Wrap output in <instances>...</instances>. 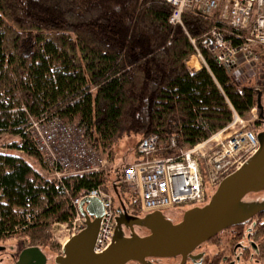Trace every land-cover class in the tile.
Instances as JSON below:
<instances>
[{"label": "trees", "instance_id": "16d2710c", "mask_svg": "<svg viewBox=\"0 0 264 264\" xmlns=\"http://www.w3.org/2000/svg\"><path fill=\"white\" fill-rule=\"evenodd\" d=\"M172 11L164 0H0V240L51 245L53 224L76 216L75 199L111 190V170L45 177L27 157L46 170L32 118L83 125L113 163L125 136L157 134L165 154L172 138L191 148L234 111L247 119L257 108L256 84L236 80L201 44L214 20L186 12L183 27L170 23ZM189 35L208 68L188 66Z\"/></svg>", "mask_w": 264, "mask_h": 264}, {"label": "built area", "instance_id": "2783aa9c", "mask_svg": "<svg viewBox=\"0 0 264 264\" xmlns=\"http://www.w3.org/2000/svg\"><path fill=\"white\" fill-rule=\"evenodd\" d=\"M164 1L173 8L170 23L174 25L184 27L186 12L214 20V26L204 35L201 44L236 80L255 83L257 90L264 89V0ZM227 28L233 30L236 41L227 38ZM189 38L195 56L208 68L198 41L190 35ZM251 114L255 122L259 118L257 108ZM246 122L234 111L232 123L209 139L191 148L178 149L177 140L172 138L165 154L158 153L157 134L143 137L133 149L136 157L119 171L118 182L129 187L126 196L138 204L144 215L203 206L211 198L207 190H216L226 176L258 150L259 130L245 129ZM239 125L241 127L236 129ZM28 129L46 161L51 179L61 182L70 175L107 171L109 160L98 150L94 138L83 125L64 122L51 115L32 118ZM112 187L110 191L94 188L73 201L77 210L74 219L69 223H54L53 226H58L57 234L56 227L51 229L61 245L85 227L86 219L80 212V205L84 198L91 197L104 204L94 251H105L116 228L117 197Z\"/></svg>", "mask_w": 264, "mask_h": 264}, {"label": "water", "instance_id": "95a60500", "mask_svg": "<svg viewBox=\"0 0 264 264\" xmlns=\"http://www.w3.org/2000/svg\"><path fill=\"white\" fill-rule=\"evenodd\" d=\"M257 112L264 126L263 93L258 91ZM258 150L233 173L226 176L211 195L209 202L186 210L179 222H173L162 211L144 217L128 213L118 186L120 172L113 181V190L120 202L116 228L111 244L102 253H94L98 231L104 215V204L86 197L80 205L85 227L63 245L60 264H126L130 260L144 262L148 257L186 255L221 231L248 222L264 212V199L248 200L249 194L264 191V130L257 134ZM135 226L145 227L149 234L141 236ZM130 234H126V230ZM32 252L45 256L39 246L26 248L23 256Z\"/></svg>", "mask_w": 264, "mask_h": 264}, {"label": "flooded vegetation", "instance_id": "af4514ba", "mask_svg": "<svg viewBox=\"0 0 264 264\" xmlns=\"http://www.w3.org/2000/svg\"><path fill=\"white\" fill-rule=\"evenodd\" d=\"M122 188L123 185L119 191L128 213L137 217H144L145 215L138 209V204L126 196L127 191L122 193ZM262 199L264 198H249L248 200ZM118 201L116 200V212L120 206ZM184 212V209H177L165 214L167 218L176 223L182 220ZM262 225H264V212L259 213L244 224L221 231L188 253L186 257L183 255L148 257L144 262L130 260L126 264H264V235L260 234L259 231ZM135 232L141 236L149 234L147 228L139 226H135ZM126 234H130L128 229ZM52 239L53 244L39 246L45 256L32 252L24 255L22 259H20L21 254L26 248L37 245L24 244L23 242L14 245L0 244V264H60L58 259L64 256L63 245L60 242L57 243L54 236ZM94 253L97 252L94 251Z\"/></svg>", "mask_w": 264, "mask_h": 264}, {"label": "rangeland", "instance_id": "374dc122", "mask_svg": "<svg viewBox=\"0 0 264 264\" xmlns=\"http://www.w3.org/2000/svg\"><path fill=\"white\" fill-rule=\"evenodd\" d=\"M204 55V54H203ZM194 56V57H193ZM192 57H193V59H196V61H197V63L199 64V62L201 63V61H200V59L199 58H197L196 56H195V53H194V55H192ZM205 57V56H204ZM188 64V66L191 68V69H193V70H195L197 67H199L200 66V64H199V66H197V65H193V64H191L190 63V61L187 63ZM202 64V63H201ZM201 67H204L203 66V64H202V66ZM246 80H248V78H246ZM263 96H264V94H263ZM263 103H264V97H263ZM245 119V118H244ZM252 119H253V117H252V114H250L249 115V117L247 118V119H245L247 122H246V124H244L245 125V129H250V130H259V132L260 131H262V130H264V126H263V124L261 123V125H258V123H257V121L258 120H260L259 118L255 121V122H253L252 121ZM241 126L239 125L238 127L236 126V129H238V128H240ZM140 138L141 137H135V136H125L124 138H122L119 142H118V144L116 145V148H115V151H116V158H115V160H113L114 162L113 163H110L109 162V167H108V169H107V171L108 170H111V172H112V177H111V183H110V187H112V184H113V181L114 180H116V177H117V174H116V172H115V170H117L118 169V171H121V169H122V167L124 166V164L127 162L126 161V159H124L128 154H130L129 156H131L132 155V158H134V157H136V155H134L133 153H134V151H133V149L135 148V146L138 144V142H139V140H140ZM5 145V142L4 143H2V146H4ZM4 148V147H3ZM1 149V148H0ZM2 150H4V149H2ZM28 157V161H30V163H32L35 167H37L38 169H40V171L43 173V175L45 176V177H47V178H50V176L48 175V172H47V168H46V170L45 169H43V168H41L40 167V165H39V162L35 159V158H33V157H29V156H27ZM127 160H129L130 161V159L128 158ZM120 174V173H119ZM122 185H123V187H124V184L122 183ZM122 185H120V186H118V188L120 189L121 187H122ZM127 186V185H126ZM113 188V187H112ZM127 188L129 189V187L127 186ZM214 189H211V188H209L208 190H207V192H208V194H210V195H212L213 193H214ZM249 198H252V199H261V198H264V191L263 192H261V193H256V194H250L248 197H247V199H249ZM117 201H118V198H117ZM118 205H119V201H118ZM56 227V234L58 233L57 231H59L58 230V226H53L52 227V229L53 228H55ZM147 233V232H146ZM52 234H54L53 232H52ZM19 237H17V238H13V239H9V240H0V244H8V245H14V244H17L18 242H22V240L19 238ZM56 239V241H57V243L59 242L58 241V238H55Z\"/></svg>", "mask_w": 264, "mask_h": 264}, {"label": "crops", "instance_id": "0c3cea01", "mask_svg": "<svg viewBox=\"0 0 264 264\" xmlns=\"http://www.w3.org/2000/svg\"><path fill=\"white\" fill-rule=\"evenodd\" d=\"M192 60H193V58H192ZM192 60H190V61H192ZM199 64H200V66H199ZM199 64H198V66L199 67H197L195 70L197 71V70H200L202 67V64L199 62ZM130 154H128L124 159H126V161H129V160H127L128 158L129 159H131L132 158V155L131 156H129Z\"/></svg>", "mask_w": 264, "mask_h": 264}, {"label": "bare ground", "instance_id": "6f19581e", "mask_svg": "<svg viewBox=\"0 0 264 264\" xmlns=\"http://www.w3.org/2000/svg\"><path fill=\"white\" fill-rule=\"evenodd\" d=\"M190 63L193 64V65H197L198 66V63H197L196 59H193L192 61H190Z\"/></svg>", "mask_w": 264, "mask_h": 264}]
</instances>
